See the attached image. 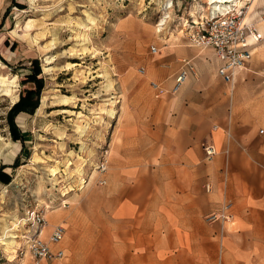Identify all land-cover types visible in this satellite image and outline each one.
Segmentation results:
<instances>
[{
  "label": "rangeland",
  "instance_id": "obj_1",
  "mask_svg": "<svg viewBox=\"0 0 264 264\" xmlns=\"http://www.w3.org/2000/svg\"><path fill=\"white\" fill-rule=\"evenodd\" d=\"M242 1L250 5L246 19L263 22L264 0ZM210 7L208 0H0V169L11 178L0 181V236L4 226L19 236L5 239L14 240L8 249L0 244V264L17 262L11 257L24 245L23 218L32 210L59 222L65 208L90 213L104 202L110 148L126 111L152 96L160 59L216 56L189 37ZM40 264L74 263L66 256Z\"/></svg>",
  "mask_w": 264,
  "mask_h": 264
},
{
  "label": "crops",
  "instance_id": "obj_2",
  "mask_svg": "<svg viewBox=\"0 0 264 264\" xmlns=\"http://www.w3.org/2000/svg\"><path fill=\"white\" fill-rule=\"evenodd\" d=\"M252 49L232 91L217 56L160 59L151 77L169 91L124 114L104 202L61 210L43 236L64 223L74 264H264V38ZM184 59L196 74L172 91Z\"/></svg>",
  "mask_w": 264,
  "mask_h": 264
},
{
  "label": "built area",
  "instance_id": "obj_3",
  "mask_svg": "<svg viewBox=\"0 0 264 264\" xmlns=\"http://www.w3.org/2000/svg\"><path fill=\"white\" fill-rule=\"evenodd\" d=\"M249 8L250 5L246 2L231 4L225 11L219 10L216 14L211 13L205 19L197 22L196 28L191 29L189 33L192 44L214 49L220 62L217 73L232 90L238 70L245 67L252 59V46L264 37V34L257 29L256 22L246 19ZM260 18L264 21V14ZM151 48L154 52L158 51V47L155 45H152ZM145 70V67L142 66L141 72L144 73ZM191 73L196 74L194 66L189 60L184 59L171 90H178ZM151 86L156 96H162L169 91L163 84L154 80L151 81ZM203 147L209 158L217 153V148L212 142L204 141ZM107 163L106 159L99 164L102 174L108 168ZM98 182L105 184L107 179L103 175ZM210 187V184L206 185L207 190H210ZM225 206L228 208L230 204ZM214 216L212 215V217ZM226 217L228 218L229 215ZM23 219L28 226L23 234L24 245L16 249L17 253L14 259L18 260L14 264H40L42 260L61 259L66 256L65 249L59 246L67 234V227L64 223L53 225L48 235L44 237L42 233L48 221L40 210H32Z\"/></svg>",
  "mask_w": 264,
  "mask_h": 264
},
{
  "label": "bare ground",
  "instance_id": "obj_4",
  "mask_svg": "<svg viewBox=\"0 0 264 264\" xmlns=\"http://www.w3.org/2000/svg\"><path fill=\"white\" fill-rule=\"evenodd\" d=\"M209 3L211 4V12L213 14H216L219 10L220 11H225L226 8H228L229 6H231V4H241L243 1L242 0H208ZM193 17H195L196 22L198 21L197 17L195 14H193ZM247 18V16H246ZM11 229L7 226H4V230H3V235L0 236V244L1 245H6V248L8 249L9 246L7 245L10 242H13L14 240H5L6 238H17L19 237L18 235H15V233H11L9 232ZM22 237V236H21ZM14 257H11V260H13Z\"/></svg>",
  "mask_w": 264,
  "mask_h": 264
},
{
  "label": "trees",
  "instance_id": "obj_5",
  "mask_svg": "<svg viewBox=\"0 0 264 264\" xmlns=\"http://www.w3.org/2000/svg\"><path fill=\"white\" fill-rule=\"evenodd\" d=\"M32 108H33V106L23 107V106H19L18 105V106H16V111H21V110H25V109L31 111ZM12 127H13V129H14L15 132L16 131H20V128H19V126L17 124L14 123L12 125ZM16 135H18V134H15V137L16 138H19V137L24 138L25 137V133H20L18 135V137ZM17 163H18V160L16 158V161L14 163V166H16ZM4 167H5V165L1 166V169H0V181H2L3 183H6L7 184V183H9L11 181V178H10V176L8 174H5V173L3 174L2 169Z\"/></svg>",
  "mask_w": 264,
  "mask_h": 264
}]
</instances>
